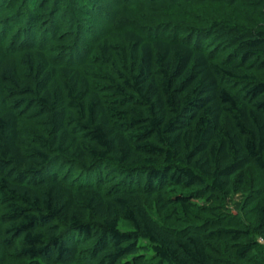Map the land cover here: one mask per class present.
I'll use <instances>...</instances> for the list:
<instances>
[{
	"label": "trees",
	"instance_id": "16d2710c",
	"mask_svg": "<svg viewBox=\"0 0 264 264\" xmlns=\"http://www.w3.org/2000/svg\"><path fill=\"white\" fill-rule=\"evenodd\" d=\"M4 1L0 14L11 6ZM67 1L65 24L83 30L62 58L47 43L64 20L40 31L37 0L0 28L1 40L13 33L11 49L32 54L22 79L12 71L0 90V258L146 264L137 254L149 250L151 264H243L259 245L251 231L264 242V206L251 229L223 213L174 228L144 203L154 197L169 221L176 209L190 217L191 198L166 197L167 187L227 194L243 187L249 166L264 172V79L255 77L264 73V31L215 20L193 31L127 29L112 40L89 20L109 24L117 8L104 16L98 0ZM26 114L35 128L23 126ZM64 165L78 174L68 179ZM119 219L132 229L121 231ZM226 243L239 262L220 254Z\"/></svg>",
	"mask_w": 264,
	"mask_h": 264
},
{
	"label": "rangeland",
	"instance_id": "374dc122",
	"mask_svg": "<svg viewBox=\"0 0 264 264\" xmlns=\"http://www.w3.org/2000/svg\"><path fill=\"white\" fill-rule=\"evenodd\" d=\"M4 1V0H3ZM24 0H5L7 12L0 14V28L4 23L6 17H11L23 5ZM101 2L95 8L105 16L106 9L110 10L117 8L112 14V19L107 18L98 19L95 14L91 13L89 21L96 22L93 28L101 30L98 36L105 34L106 38H111V35H119L122 31L130 29L147 33L149 30L155 28L165 27L169 32L176 28H183L187 30H196L199 27L204 29L205 24H209L215 20H225L237 24L240 27H245L253 30L264 31V0H98ZM38 11L42 17L39 20L41 30L44 28L47 32L48 27H55L57 24L63 23V29L58 31V37L47 46L51 50L53 56L59 58L67 55V50L71 47V42L76 41L75 34L79 35L83 30L82 26L75 28H68L71 21L70 2L67 0H37ZM46 3V4H45ZM64 3V6L62 4ZM104 3V4H102ZM9 4V5H8ZM54 11V20H51L50 13ZM66 11L67 13H65ZM96 12V11H95ZM109 16V14H108ZM50 19V20H49ZM57 23V24H56ZM201 26L197 27V24ZM202 23L204 25H202ZM23 26V27H21ZM105 26V28H104ZM24 28V22L20 24ZM105 29V30H102ZM182 29V30H183ZM106 31V32H105ZM17 32V30H16ZM110 33V34H109ZM1 40L0 35V90L4 91L5 80L13 78L12 71L17 73L20 77L25 70V54L32 55L27 50L18 53L16 50L10 48L9 38ZM23 37V35H21ZM20 36V38H22ZM48 35L46 39H51ZM75 39V40H74ZM115 39V38H113ZM112 39V40H113ZM67 42V43H66ZM208 44L218 45L214 38L207 41ZM96 44L92 47L95 48ZM31 51V50H29ZM258 79H264V73H255ZM22 79V76H21ZM27 83L31 84L29 79H25ZM35 117L26 114L23 126L26 128H35ZM64 174L68 179L73 178L71 175H77L76 165H64ZM76 178V176H75ZM175 194L187 195L191 198L192 215L184 217L179 209H176L177 219L169 221L166 219L165 212L156 204L155 198L152 197L144 204L151 214V216L161 224L168 225L174 228H183L190 224H195V221L200 218L211 217L218 214H228L232 222L236 225L247 226L251 229V223L254 217V210L256 207L264 206V172L260 171L256 166H249L245 172V182L243 187L238 191L230 190L227 194H220L210 190L208 186H191L189 188H182L179 186H169L166 188L165 196L170 197ZM118 228L121 231H129L132 229L131 225L123 219L118 220ZM250 238L258 242V247L247 254L246 260L240 263L243 264H264V242L251 231ZM228 256L231 261L239 262L234 254V244L226 243L221 245L220 254ZM138 260L151 264L155 262V258L148 250L139 251L137 254ZM35 264H47L41 259H36ZM133 257H123L118 264H130ZM0 264H33V260L12 256V254H2ZM51 264H61L57 261H52Z\"/></svg>",
	"mask_w": 264,
	"mask_h": 264
}]
</instances>
